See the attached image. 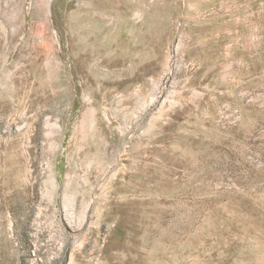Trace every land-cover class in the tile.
Returning a JSON list of instances; mask_svg holds the SVG:
<instances>
[{
  "label": "rangeland",
  "instance_id": "374dc122",
  "mask_svg": "<svg viewBox=\"0 0 264 264\" xmlns=\"http://www.w3.org/2000/svg\"><path fill=\"white\" fill-rule=\"evenodd\" d=\"M0 264H264V0H0Z\"/></svg>",
  "mask_w": 264,
  "mask_h": 264
},
{
  "label": "bare ground",
  "instance_id": "6f19581e",
  "mask_svg": "<svg viewBox=\"0 0 264 264\" xmlns=\"http://www.w3.org/2000/svg\"><path fill=\"white\" fill-rule=\"evenodd\" d=\"M45 2V1H44ZM45 5V4H44ZM47 7H48V5H47ZM46 10V9H45Z\"/></svg>",
  "mask_w": 264,
  "mask_h": 264
}]
</instances>
